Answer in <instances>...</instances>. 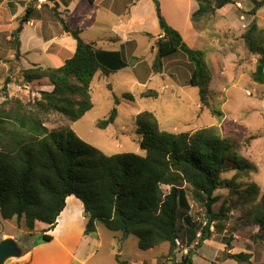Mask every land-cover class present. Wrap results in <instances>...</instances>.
I'll return each instance as SVG.
<instances>
[{
  "label": "trees",
  "instance_id": "16d2710c",
  "mask_svg": "<svg viewBox=\"0 0 264 264\" xmlns=\"http://www.w3.org/2000/svg\"><path fill=\"white\" fill-rule=\"evenodd\" d=\"M196 2L197 8L191 13L193 23L206 13L234 1ZM249 2L252 4L251 15L264 6V0ZM153 3L162 35L154 41L156 54L147 74L150 71L160 73L163 59L182 52L192 65L188 84L197 88L200 103L209 107L211 69L203 52L189 47L181 34L166 22L158 1L153 0ZM33 12L35 9L28 6L20 26L11 33L16 45L22 23L27 22ZM52 12L62 30L76 41L75 51L58 67L33 64L24 69L22 78L25 83L46 78L52 89L42 90L41 97L31 105L13 98L9 100L8 107L0 108V126L10 121L40 137L35 149L20 147L14 155L0 152V215L4 218L24 216L29 231L35 222H40L44 230L33 241V247L52 239L46 232L55 226L66 197L73 194L83 204V216L87 219L85 234L95 232L96 224L101 223L111 231L120 232L123 238L134 236L141 250L167 242L169 254H172L180 232L177 221L181 218L187 232L186 244L190 245L197 239L196 245L200 247L204 240L210 238L211 221L218 219L223 211L221 208L220 212L214 213L211 205L218 200L214 192L222 186V172L229 162L235 163L233 145L213 126L178 133L161 130L157 118L150 111H143L135 118L143 155L134 152L107 155L78 138L69 128L49 131L44 125L43 115L57 113L71 121L79 119L92 106L90 83L96 72L108 76L126 65L116 59L118 53L103 51L95 43L83 40L80 28L69 27L54 8ZM241 39L247 50L258 56L252 79L264 85V26L259 27L252 21L241 33ZM9 82L6 78L3 87ZM150 92L149 95H156L154 91ZM113 97L118 102L115 94ZM124 97L130 99L131 94ZM212 111L220 115L215 109ZM115 116L116 109L112 108L109 116L98 126L108 125ZM161 185H168L169 190L163 192ZM186 185L190 187L193 199L205 208L207 214L198 236L188 214L190 204ZM248 191L258 194L254 185L249 186ZM260 207L262 212L255 223L264 240V192ZM224 244L228 246L230 241L226 240ZM191 254L189 249L181 262L173 264H190ZM249 257V253L242 251L225 254V258L237 263L247 261ZM116 262L129 264L119 255H116Z\"/></svg>",
  "mask_w": 264,
  "mask_h": 264
},
{
  "label": "rangeland",
  "instance_id": "374dc122",
  "mask_svg": "<svg viewBox=\"0 0 264 264\" xmlns=\"http://www.w3.org/2000/svg\"><path fill=\"white\" fill-rule=\"evenodd\" d=\"M15 1L17 4L13 0H0V108L8 107L9 100L13 98L31 105L41 97L42 90L52 88L46 78L25 83L22 78L23 70L33 64H39L27 62L20 53L15 55L17 45L11 32L20 25L21 17L28 6L35 9L33 15L36 13L41 25L39 26L36 21L34 26L24 24L20 32L23 49L39 46V42L42 43L44 39L57 34L56 31L61 25L52 12L53 8L68 26H78L82 29L83 40L92 41L99 37L100 40H95L97 48L118 47L117 44L108 46L110 42L105 40L107 36H114L110 25L115 22V15L104 9L96 10L87 0L73 3L72 13L67 16L65 12L59 11V3L56 5V1L53 0H45L40 6L37 5V0ZM232 4L237 8L233 11L238 19L236 26L228 23L230 21L228 17L233 14L229 9L224 11L215 9L194 23L197 29L209 33L213 43L203 51L204 60L211 69L209 107L200 103L196 87L188 85L186 88L178 89L174 83L172 87L166 75L157 76L146 84H139L131 73L130 66L135 58L130 56L127 59V67L110 73L108 77H104L100 71L96 72L90 83L92 106L79 119L71 121L57 113L42 116L49 131L69 128L78 138L107 155L123 152L144 154L139 147L140 135L137 133L135 123L136 116L143 111H150L155 115L161 130L178 133L213 126L221 137L233 145L235 163L227 164L220 176L222 186L214 192L218 200L211 208L214 213L220 212L221 208L223 211L220 212L218 219L210 223V238L204 240L200 247L196 245L197 239L187 245L185 240L187 232L179 218L177 221L179 238L172 254H169L167 242L153 247V251H143L137 248L135 237L129 236L122 247V255L128 259L134 255H145L150 259L151 255L148 254L154 253L158 263L173 264L181 262L191 249L190 257L194 258L195 263L190 264H207L200 256L213 260L211 261L213 264H264V240L261 239L259 226L255 223L262 212L260 198L264 192V85L252 79L258 56L251 54L241 39V33L252 21L259 27L264 26V6L251 15L249 12L252 4L249 0H238V3L234 1ZM20 7L23 8L21 13L18 11ZM86 11H92L91 18L85 16ZM148 29L151 31L150 23ZM37 33L39 40L36 37ZM134 43L136 51L144 56L139 57L143 62L136 66L133 72L147 73L150 67L147 61L152 57L150 51L153 47L149 46V39L142 35L135 38ZM48 53L53 56L54 49L50 47ZM28 58L30 61L40 59L42 67L54 66L49 57L43 55L42 48L41 51H32ZM166 59H168L165 61L166 73L179 84H188L192 65L186 56L182 52H177ZM58 62L57 59L55 63ZM6 78H9L10 82L3 87ZM150 91H154L156 95H149ZM114 94L118 102H115ZM125 94H131L130 99L124 97ZM112 108L116 109L113 122L104 127L98 126L109 116ZM212 109L218 111L220 115L213 113ZM39 139V136L18 128L10 121L0 126V152L6 155L16 154L20 147L35 149ZM251 185L257 186L258 194L249 193L248 187ZM187 186L190 204L188 214L198 230V236L207 220V214L205 208L193 199L190 187ZM161 189L167 192L169 186L161 185ZM68 200L71 202L72 198ZM65 212L62 213L60 220ZM42 230L44 226L40 222H35L29 231L25 226L24 216L4 218L0 215V239L12 238L18 248L25 252L19 257L6 259L4 264H24V255ZM103 232V243L96 257L101 259V263L109 264L114 260L111 254L117 253L122 245L119 244L120 240L117 237L114 238L120 233L104 227ZM226 240L230 241V245L224 244ZM241 251L250 254L247 261L236 263L225 258L227 252Z\"/></svg>",
  "mask_w": 264,
  "mask_h": 264
},
{
  "label": "crops",
  "instance_id": "0c3cea01",
  "mask_svg": "<svg viewBox=\"0 0 264 264\" xmlns=\"http://www.w3.org/2000/svg\"><path fill=\"white\" fill-rule=\"evenodd\" d=\"M13 1L15 4H17L15 0ZM55 1L59 3V11L65 12V16H67L72 13V4L80 0ZM157 1L159 4L160 12L166 22L181 34L183 40L189 47L203 52L206 47L208 48L209 45H213V43H211L209 33L206 30L197 29L194 23L191 21V13L197 8L196 0ZM234 1L238 3V0ZM89 3L93 7H95L96 10L104 9L115 15V22L110 25V30L114 33V36H107L105 37V40H108L110 42L108 46H114V44H117L118 47H99V49L107 52L118 53L116 59L119 61H123L126 64L125 67H127V59L130 58V56H133L135 58V61L132 66H130V69L136 82H138L139 84H146L151 79L156 78L157 76L163 77L164 75H166L169 77V80L172 83L171 86L174 83L175 87H177L178 89H182L186 88L189 85L179 84L175 81V79L171 77V75L166 73L165 61L168 60L166 58L163 59V69L160 73H153L152 71H150L148 74L146 72H136L135 74L133 72V69H136V66L143 62V59H139V57L144 56L136 51V44L134 43L135 38L142 35L146 36L149 39V46L153 47V50L150 51L152 53V57L149 58L147 62L151 63L156 54L154 40L162 35V31L158 25L153 0H94V2ZM22 9L23 8L20 7V10H18L19 13L22 12ZM219 9L223 11L224 9H229L231 13H233V11H235L237 8H234L233 4L229 3ZM35 14L27 22H24L23 25H21L20 31L18 33V44L15 48L17 49L15 55H19L20 53L22 57L27 60V62L36 64L38 63L39 66H42V64L40 63V59H38L37 61H30V59L28 58L32 51H41L42 48L43 55L48 56L49 61L54 64V66L51 67H58L63 64L65 59L72 56L75 51L76 41L68 33L64 32L61 26H59L58 30L56 31L57 34L55 36L44 39L42 43L39 42V46L27 47L26 49H23L22 41L20 40V32L23 30L24 24L34 26L36 21L39 26L41 25V20ZM91 15L92 11H86V17L91 18ZM234 16L235 14L233 13L228 17L230 20L228 23L236 26L238 19L236 16ZM94 22L101 24V22L99 21ZM148 23L151 24V31H149L148 29ZM76 27L78 26L71 28ZM36 37L38 40L40 39L39 33H37ZM95 40L98 41L100 39L99 37H97L96 39L87 42H93L95 43V46L98 47L97 41ZM50 47L54 49L55 53L53 54V56L52 54L48 53V49H50ZM57 59L59 60V62L55 63ZM51 89L52 88H50L49 90ZM70 198H72L71 202H69L68 200ZM64 211L66 212L60 220V217L62 213H64ZM86 220L87 219L83 216V204L81 200L73 194L67 196L65 199V206L56 218L55 226L51 230L46 232L47 234L52 236V239L48 242L39 243L38 245L31 247L24 255V264H103L100 262L101 259L97 258L96 256L101 244L103 243L104 226L101 223H97L95 232L85 234L84 230ZM129 236L123 238L121 233L119 236H114V238L117 237L118 240H120L119 244L122 245L119 247L117 253L111 254L112 256H114V260L109 264H117L116 255H119L120 259L128 261L129 264H160L158 263L157 257L154 253L148 254L151 255L150 259H147L148 256L145 257V255H134L131 257V259L123 256V242H125ZM143 251H153V249L150 248ZM200 257L204 261H206L207 264H213L211 262L213 260L207 259L206 257L203 258L202 256ZM192 262L195 263L194 258H192Z\"/></svg>",
  "mask_w": 264,
  "mask_h": 264
},
{
  "label": "water",
  "instance_id": "95a60500",
  "mask_svg": "<svg viewBox=\"0 0 264 264\" xmlns=\"http://www.w3.org/2000/svg\"><path fill=\"white\" fill-rule=\"evenodd\" d=\"M24 253L18 248L17 243L12 238L0 239V264H4L8 258L19 257Z\"/></svg>",
  "mask_w": 264,
  "mask_h": 264
},
{
  "label": "built area",
  "instance_id": "2783aa9c",
  "mask_svg": "<svg viewBox=\"0 0 264 264\" xmlns=\"http://www.w3.org/2000/svg\"><path fill=\"white\" fill-rule=\"evenodd\" d=\"M44 2H45V0H37V5L40 6V4L44 3ZM176 243H177V241H176Z\"/></svg>",
  "mask_w": 264,
  "mask_h": 264
}]
</instances>
